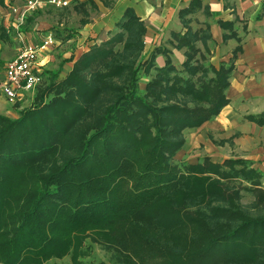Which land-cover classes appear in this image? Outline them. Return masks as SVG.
<instances>
[{
	"label": "trees",
	"instance_id": "16d2710c",
	"mask_svg": "<svg viewBox=\"0 0 264 264\" xmlns=\"http://www.w3.org/2000/svg\"><path fill=\"white\" fill-rule=\"evenodd\" d=\"M199 3L179 13L186 32L171 35L169 44L184 50L180 66L166 48L146 50L148 29L128 8L108 39L43 72L49 83L33 108L18 119L0 114V264L67 256L85 264L87 240L109 254L99 264H264L262 171L243 158H176L187 131L230 104L242 52L234 23L220 21L224 43L239 45L228 62H211L209 27L194 29L188 18ZM97 8L75 0L72 11L85 26ZM40 14L21 27L28 38ZM10 32L0 21V46ZM4 65L0 49V74ZM246 119L264 125V113ZM237 136L210 139L234 147Z\"/></svg>",
	"mask_w": 264,
	"mask_h": 264
},
{
	"label": "crops",
	"instance_id": "0c3cea01",
	"mask_svg": "<svg viewBox=\"0 0 264 264\" xmlns=\"http://www.w3.org/2000/svg\"><path fill=\"white\" fill-rule=\"evenodd\" d=\"M192 1L107 0L109 6H106V1L95 0L97 11L93 16L91 14L90 23L80 29L79 44L87 41L86 37L92 36L93 33L99 35L104 32L108 39L109 33H115L118 30L116 24L121 20L126 9L132 8L148 29L145 38L146 50L152 52L158 47L166 48L170 50L174 64L180 66L185 60L184 50H177L169 43L172 33L186 32L179 13L188 8ZM22 3L23 0H3V3L0 4V21L5 23L4 16L7 15L10 5ZM200 3L196 12L188 18L191 19L190 26L194 29L209 27L213 38L209 44L212 52L211 62L216 66H219L221 62H228L234 49L239 45L235 38L224 43V30L219 24L220 21L234 23L235 29L242 39V52L236 61V68L230 80L231 85L227 90L230 104L214 120L206 122L198 129L188 130L186 133L187 143L176 158L179 160L178 156L181 153L182 157H185L189 149L203 146L206 157L212 158L215 162H221L229 157H217V154L221 153L219 149L229 146V152H240L239 158L252 161L245 157V151L249 147H257L262 142V173L264 174V125L259 126L246 119L249 115L255 116L264 113V0H200ZM214 13H216L215 16ZM10 30L15 33L14 29ZM46 33L38 32L36 37L30 35V38L36 41ZM57 41L56 38V44ZM3 59L6 63L8 62L5 55ZM156 61L159 66H163L165 56L159 54ZM217 133L221 136V140L229 139L237 133L238 136L233 139L234 147L229 144L219 147L214 145L210 134L217 140ZM196 152L200 153L202 150ZM197 162H200L199 159L188 163Z\"/></svg>",
	"mask_w": 264,
	"mask_h": 264
},
{
	"label": "rangeland",
	"instance_id": "374dc122",
	"mask_svg": "<svg viewBox=\"0 0 264 264\" xmlns=\"http://www.w3.org/2000/svg\"><path fill=\"white\" fill-rule=\"evenodd\" d=\"M68 1H69V6L67 7L65 6V8L49 7L50 8L49 9L48 6L50 5H46L44 7H40L39 9H37L40 10L41 14L36 17L35 23L33 25H30L29 32H27L29 34L28 35L29 37L30 35L36 37L35 35L38 32H42V33L46 31H52L54 33L56 31L60 32L59 37L57 38L58 39L57 44H55V46H53L52 50L50 51L51 61L48 64L46 63V65H44V67L42 68L43 69L42 72L47 70H58L61 62L70 57H73L74 61H76L79 57H81L83 53L89 50L88 48L91 45H93L94 42L100 43L101 41H104L107 38V34L104 32L100 33L99 35H95V33H93L92 36L89 35L86 37L87 41L79 44V40L81 38L79 31L82 28V26L80 25V19L82 16L76 15L72 11V6L75 0H68ZM76 1H85V0H76ZM95 12L96 11L93 10L91 11L92 16ZM69 35H71V39L69 38L66 40V38ZM18 47H19V42L17 36L15 33L11 32L10 39L7 42L1 44L0 46L2 58L5 55L7 61L12 60L17 53ZM73 64L74 62L72 61L69 62L67 65H65V70L60 76L61 79L64 77L66 72H68L72 68ZM1 76L3 78V71L0 74V77ZM48 83H49L48 78L44 76V79L42 80L41 84L38 85L33 92H31L29 95H25L23 99L17 101L14 104L9 102L8 99L3 94L0 93V114L9 117L10 119H18L25 110L34 107L36 99H38L40 94L39 91L41 90L42 86L44 88ZM216 135H217L216 141L221 140V136L218 135V133ZM228 147L225 146L224 148H220L219 150L221 151V153L217 154V157L239 158L238 156H241L240 152L239 153L229 152L230 150ZM197 150H202V152L197 153L196 152ZM203 150H204L203 146L201 147L196 146L193 149L192 148L189 149L185 157H182V153H181V155H179L178 158L181 162H194L196 159L202 161L203 158L206 157V152H203ZM245 154H246L245 157L251 159L254 162V167L262 171V142L257 147H249L248 150L245 151ZM252 199H253L252 195L246 193L243 201L245 203H249L252 201ZM85 246L87 248L86 255L83 258V262L85 264L108 263L109 254L104 249H102L98 244L87 240ZM50 264H73V263L70 257L67 256L62 260L54 259L50 261Z\"/></svg>",
	"mask_w": 264,
	"mask_h": 264
},
{
	"label": "built area",
	"instance_id": "2783aa9c",
	"mask_svg": "<svg viewBox=\"0 0 264 264\" xmlns=\"http://www.w3.org/2000/svg\"><path fill=\"white\" fill-rule=\"evenodd\" d=\"M68 4L67 0H23L20 5H10L7 15L4 16V24L7 28L14 29L19 47L15 57L5 64L0 84V93L9 102L16 103L41 84L42 68L51 61L50 51L56 44V37L52 32L36 41L24 35L20 29L26 18L46 5L60 8Z\"/></svg>",
	"mask_w": 264,
	"mask_h": 264
}]
</instances>
